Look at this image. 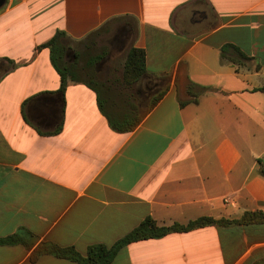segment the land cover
<instances>
[{"label":"crops","instance_id":"1","mask_svg":"<svg viewBox=\"0 0 264 264\" xmlns=\"http://www.w3.org/2000/svg\"><path fill=\"white\" fill-rule=\"evenodd\" d=\"M125 19L135 25L132 47L147 52L148 76L164 80L149 95L168 91L152 110L140 106L134 131L119 133L92 89L69 82L59 92L60 76L42 45L58 31L76 43ZM226 44L253 62L223 61ZM263 87L264 0H6L0 238L27 229L37 241L31 249L0 246V264H77L50 255L32 263L31 256L44 242L84 255L91 245L112 246L148 216L169 226L264 211ZM263 258L264 225H232L133 243L112 264Z\"/></svg>","mask_w":264,"mask_h":264},{"label":"trees","instance_id":"2","mask_svg":"<svg viewBox=\"0 0 264 264\" xmlns=\"http://www.w3.org/2000/svg\"><path fill=\"white\" fill-rule=\"evenodd\" d=\"M109 23L90 33L83 41L76 42L83 47L78 51L73 48V42L64 31H58L46 44L42 45L50 51V61L56 73L60 76L61 86L59 92H66L69 82L81 83L92 89L97 94L98 107L108 120L111 128L119 133H130L142 122V111L134 101L133 91L139 83L148 80L151 84H159L148 76L147 52L145 49L132 47L125 62L121 80L114 82L120 89L118 92L98 78V65L107 56L104 50L97 51L96 38L107 32ZM73 53V58L70 54ZM222 60L239 66H246L254 58L247 55L238 46L226 44L222 48ZM257 70L260 66L257 65ZM157 79V78H156ZM152 87L151 90L154 89ZM122 89L129 93L123 92ZM264 92V87L257 89ZM168 87L159 92L151 101L149 108L152 110L165 96ZM197 102V100H196ZM186 103L181 102V106ZM61 129V128H60ZM264 176V160L258 161ZM232 225H264V211L245 212L240 219H215L213 217H200L187 224L174 223L172 225H159L151 217H146L138 227L118 240L112 246L95 244L88 247L86 254H82L74 246H60L53 242H44L38 246L31 256V262L36 263L42 256L50 255L58 259L68 260L77 264H112L125 247L146 240L162 239L176 233H188L206 227H229ZM37 237L27 229L0 238V246L23 245L31 249ZM253 264H264V258Z\"/></svg>","mask_w":264,"mask_h":264},{"label":"rangeland","instance_id":"3","mask_svg":"<svg viewBox=\"0 0 264 264\" xmlns=\"http://www.w3.org/2000/svg\"><path fill=\"white\" fill-rule=\"evenodd\" d=\"M130 34H133V37L128 40ZM135 37L136 30L134 22L130 19H125V22H112L108 25L107 32L102 33L96 38V43L98 44L96 50H105L108 53L104 60L98 65L97 79L101 83H105L112 89H115V91L117 90V92L121 88L119 89L114 82L122 79L125 62L127 60L128 53L133 46V39ZM71 43H73L72 46L74 49L78 51L83 50V47L77 45L75 42ZM70 57L73 58V53L70 54ZM154 81L162 85L164 80L157 78L154 79ZM154 85L155 84H151L150 81L144 80L135 87L133 91L134 101L139 107L141 106L142 108H145L147 105H150L152 99L157 95H149V90L152 89ZM122 91L129 93L124 89H122Z\"/></svg>","mask_w":264,"mask_h":264},{"label":"water","instance_id":"4","mask_svg":"<svg viewBox=\"0 0 264 264\" xmlns=\"http://www.w3.org/2000/svg\"><path fill=\"white\" fill-rule=\"evenodd\" d=\"M6 0H0V8L3 7V5L5 4Z\"/></svg>","mask_w":264,"mask_h":264}]
</instances>
